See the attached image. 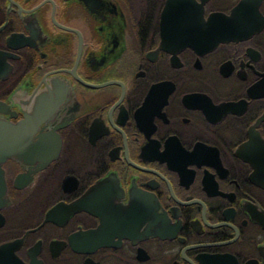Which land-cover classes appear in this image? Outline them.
<instances>
[{
    "label": "flooded vegetation",
    "instance_id": "flooded-vegetation-1",
    "mask_svg": "<svg viewBox=\"0 0 264 264\" xmlns=\"http://www.w3.org/2000/svg\"><path fill=\"white\" fill-rule=\"evenodd\" d=\"M0 264H264V0H0Z\"/></svg>",
    "mask_w": 264,
    "mask_h": 264
},
{
    "label": "water",
    "instance_id": "water-1",
    "mask_svg": "<svg viewBox=\"0 0 264 264\" xmlns=\"http://www.w3.org/2000/svg\"><path fill=\"white\" fill-rule=\"evenodd\" d=\"M20 134L18 125L9 124L0 116V168L1 165L10 158H17L20 150V142L17 136Z\"/></svg>",
    "mask_w": 264,
    "mask_h": 264
}]
</instances>
